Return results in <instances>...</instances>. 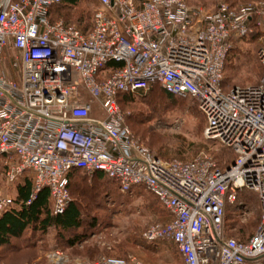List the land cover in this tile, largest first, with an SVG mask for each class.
<instances>
[{"label": "built area", "instance_id": "obj_1", "mask_svg": "<svg viewBox=\"0 0 264 264\" xmlns=\"http://www.w3.org/2000/svg\"><path fill=\"white\" fill-rule=\"evenodd\" d=\"M70 1H0V215L21 181L31 183V201L48 189L62 215L71 174L102 172L123 193L144 188L166 211L169 221L147 228L145 242L173 243L184 264H264V49L258 85L223 87L234 42L264 19V3L208 12L187 0H88L95 10L85 31L52 20ZM157 84L197 103L205 140L234 155L229 166L207 154L164 160L137 141L120 96ZM243 190L261 207L247 243L225 232L226 208ZM49 261L71 262L60 250ZM72 263L144 264L133 255Z\"/></svg>", "mask_w": 264, "mask_h": 264}, {"label": "rangeland", "instance_id": "obj_2", "mask_svg": "<svg viewBox=\"0 0 264 264\" xmlns=\"http://www.w3.org/2000/svg\"><path fill=\"white\" fill-rule=\"evenodd\" d=\"M188 2L191 7L202 8L208 12L214 11L222 3L229 4L227 0ZM262 3L264 0L237 2L241 7ZM74 10L75 13L70 19L77 21V17L85 11L86 23L92 20L95 8L84 3V6ZM234 47L238 49L236 58L227 64L223 85L230 88L233 84H256L262 72L259 51L264 49V19L256 16L252 23V33L240 41H235ZM3 56L7 58V62L10 61L8 54ZM156 97V101H151L146 96H134L121 106L137 141L167 160L188 161L201 154H207L223 166L228 158L224 156V151H227L205 140L203 131L206 121L197 103L192 99L172 103ZM111 182H99L88 172L77 175L72 184L74 191L71 198L80 207L83 220L80 232L85 240L69 252H63L71 259L86 257L90 254L88 250H91L95 251L91 259L133 255L145 264H181L173 243L150 244L142 239L147 228L155 224H165L169 220L165 210L143 189L128 195ZM239 195L253 199L248 200L247 205L238 203L237 200L235 204L227 206L225 232L228 237L247 240L255 234L259 226L260 201L258 194L251 190H243ZM92 221L97 223L94 228L91 226ZM56 238L57 232L53 229L46 236H34L27 232L24 239L31 245L37 244L40 249L38 259L33 260L34 252L27 249L11 254L12 250L21 246L18 241H14L15 249L0 250V264H37L39 261L44 263L48 255L56 249Z\"/></svg>", "mask_w": 264, "mask_h": 264}, {"label": "trees", "instance_id": "obj_3", "mask_svg": "<svg viewBox=\"0 0 264 264\" xmlns=\"http://www.w3.org/2000/svg\"><path fill=\"white\" fill-rule=\"evenodd\" d=\"M239 1H241V0H227V2L230 4V5L229 4L228 5L230 7H232L233 9L241 8V5L237 4V2H239ZM242 1L246 2V0H242ZM84 3L86 5L91 6V7L94 6L88 0H72L67 4H63V5L55 8L52 12V20L53 21L63 20L68 24H77L85 31L88 30L91 27V21L92 20L90 19L89 22H86V23L84 22L85 18H86L85 11H82L81 15L77 17V21L74 22V21H72V19H70L75 13L74 9L79 8L81 5L84 6ZM73 10H74V12H73ZM67 12H69V13H67ZM237 51H238V49L236 47H234L231 50L230 55H229L228 60H227V64L229 61L231 63L235 60ZM120 66H121V64H117V63L110 64V67H113V68L120 67ZM261 68H262V65H261ZM226 69H227V65H226ZM262 73H263V68H262V72H261V76L259 78V81L256 84H251V85H258L260 83ZM225 78H226V72H225ZM251 85H248V86H251ZM223 87H224L225 91L228 92L235 87H247V86H239V85L233 84L230 86V88L227 86H224V85H223ZM134 96H141V97L146 96L147 98H150L151 101H154V100L156 101V99H158L156 96H158V97H161L162 99H164L168 102H172V103H174L178 100H185L183 98H179V97H176V96L168 93L159 84H157L152 88L150 93H148L147 95H133V94L121 95L120 99H119L120 106H122L123 103H128L130 100L133 99ZM130 127H131V125H130ZM149 150H151V149H149ZM226 151L228 153L224 151V154H225L224 156H226L228 158H227V160L224 161L223 166L219 165L220 168H222V169L229 166V164L231 163V160L234 158V155L231 152H229L228 150H226ZM157 155L160 158L167 160L164 157H162L159 153H157ZM79 173H82V171H75L70 176L69 190H70L71 197H72V192L74 191L72 188L73 187L72 184L77 179V175H79ZM93 175H94L95 179L98 180L99 182H102V181L111 182L112 181L102 172H95ZM112 182L119 188V186L116 182H114V181H112ZM17 188H18L17 189V198H16V202H15L14 207L0 215V250H3V249L11 250L12 248L15 249L13 242L18 241L21 245V246H19L20 248H17L18 250L17 249L12 250L10 253L14 254V253L21 252L23 249H27V250L34 252L32 258H33V260H37L40 249H38L37 244H32V245H31V243L29 244L28 241L24 239L25 234L27 232H30L34 236H37V235L46 236L49 234L51 229H53L57 232V238L55 241L56 248H59L63 251L69 252V250H72L74 247L79 246L80 243H82L85 240L84 236L80 232V230L83 226L82 225V223H83L82 213H81L79 205L77 204V202L73 198H71V203L68 206V208L64 214L54 215L52 200H51V196H50L48 189H43L37 195L36 199L31 201L32 185L30 182L25 181V183L19 184ZM140 189L141 190L143 189L144 191H146L144 188H134L130 192H127V194L130 195V194H132L135 191L140 190ZM148 194L151 195L150 193H148ZM151 196L157 201L159 206L161 208H163L161 206V204L159 203L158 199L153 195H151ZM252 199L253 198L248 199L246 196L240 197V195H239L238 196V203L242 202V203L247 205L248 204L247 201L252 200ZM30 201H31V203H29ZM259 201H260V199H259ZM260 219H261V217H260ZM96 224H97L96 221H92L91 226L94 228ZM259 225H260V223H259ZM257 230H258V228H257ZM257 230H256V232H257ZM256 232H255V234H256ZM255 234L247 240H238V239H236V240L239 242L247 243L255 236ZM155 244H157V243H155ZM176 251L180 257L181 264H184L183 259H182L181 255L179 254L177 249H176ZM12 252H14V253H12ZM88 252L90 254H88L86 257L85 256H78V255L77 256L80 258L86 259L89 262L95 261L96 259H91L93 257V254L95 253V251L88 250ZM111 257H124L125 258L128 256H111ZM75 258H77V257H75ZM72 259H74V258H72ZM4 261H6V260H4ZM27 264H30V262ZM37 264H48V262L46 259V262L43 263L42 261H39Z\"/></svg>", "mask_w": 264, "mask_h": 264}, {"label": "crops", "instance_id": "obj_4", "mask_svg": "<svg viewBox=\"0 0 264 264\" xmlns=\"http://www.w3.org/2000/svg\"><path fill=\"white\" fill-rule=\"evenodd\" d=\"M8 69V71H9V73H13V71L11 70V68L9 67V66H6V67H4L3 69ZM11 71V72H10ZM13 75V74H12ZM21 183H25V181H21ZM21 183H19V184H21ZM18 187V186H17ZM16 187V189L12 192V195L15 197V199L17 198V188ZM167 214V213H166ZM168 216V215H167ZM168 219H169V217H168ZM169 221V220H168ZM167 221V222H168ZM166 222V223H167ZM177 249V248H176ZM55 250H60V251H62L63 252V250H61V249H59V248H56ZM53 252V251H52ZM51 252V253H52ZM64 253V255L71 261V262H69L68 264H73L72 263V261L74 260V259H77V258H80V257H77V258H74V259H71V258H69L66 254H65V252H63ZM50 255V254H49ZM49 255H48V258H47V262H48V264H52L50 261H49ZM80 259H83V258H80ZM84 260H86V259H84ZM143 262V261H142ZM144 263V262H143ZM145 264V263H144Z\"/></svg>", "mask_w": 264, "mask_h": 264}]
</instances>
